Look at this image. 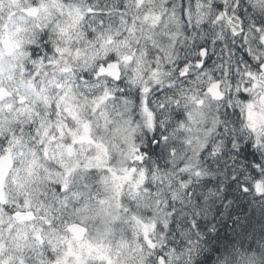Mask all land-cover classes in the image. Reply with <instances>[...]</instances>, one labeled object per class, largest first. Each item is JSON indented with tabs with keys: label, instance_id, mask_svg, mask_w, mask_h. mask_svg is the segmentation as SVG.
I'll list each match as a JSON object with an SVG mask.
<instances>
[{
	"label": "clouds",
	"instance_id": "9594fccd",
	"mask_svg": "<svg viewBox=\"0 0 264 264\" xmlns=\"http://www.w3.org/2000/svg\"><path fill=\"white\" fill-rule=\"evenodd\" d=\"M0 264H264V0H0Z\"/></svg>",
	"mask_w": 264,
	"mask_h": 264
}]
</instances>
